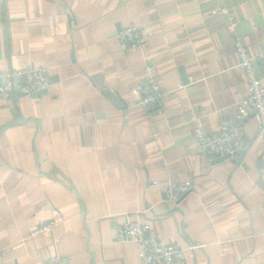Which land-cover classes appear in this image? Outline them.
<instances>
[{
    "label": "crops",
    "instance_id": "1",
    "mask_svg": "<svg viewBox=\"0 0 264 264\" xmlns=\"http://www.w3.org/2000/svg\"><path fill=\"white\" fill-rule=\"evenodd\" d=\"M251 54L264 51V0H227ZM219 0H0V72L49 67L53 90L0 99V261L141 264L118 235L128 220L183 247L180 264H264V154L256 119L245 147L211 158L196 128L235 121L248 95ZM141 26L146 52L115 34ZM170 91L149 112L133 88L144 62ZM264 83V70L262 71ZM113 97V98H112ZM154 180H191L177 204ZM54 221L51 232H37Z\"/></svg>",
    "mask_w": 264,
    "mask_h": 264
},
{
    "label": "built area",
    "instance_id": "2",
    "mask_svg": "<svg viewBox=\"0 0 264 264\" xmlns=\"http://www.w3.org/2000/svg\"><path fill=\"white\" fill-rule=\"evenodd\" d=\"M218 12L228 19V30L239 57V63L244 69L248 85V95L237 103V118L224 121L220 130L207 134L196 128L198 149L206 152L211 158L228 157L239 153L245 147L244 124L248 118L254 117L258 123L259 136L264 154V51L251 54L248 46L239 32V21L232 14L227 0H219ZM115 38L125 52H146L149 42L137 24L119 28ZM156 61L148 56L144 62V77L133 88L136 103L149 112L164 110L170 91L162 86L155 72ZM49 67L26 65L0 72V99L11 98L14 95L39 96L53 90ZM167 204H177L182 196L193 189L191 180H154ZM54 221L43 223L37 232H51ZM118 235L132 239L138 248L141 264H180L185 258L184 249L179 244H167L158 237L150 235L151 224L128 220L118 226ZM0 264H7L0 261ZM18 264V263H11ZM44 264H70L67 256L55 253L44 261Z\"/></svg>",
    "mask_w": 264,
    "mask_h": 264
},
{
    "label": "water",
    "instance_id": "3",
    "mask_svg": "<svg viewBox=\"0 0 264 264\" xmlns=\"http://www.w3.org/2000/svg\"><path fill=\"white\" fill-rule=\"evenodd\" d=\"M113 98V97H112Z\"/></svg>",
    "mask_w": 264,
    "mask_h": 264
}]
</instances>
